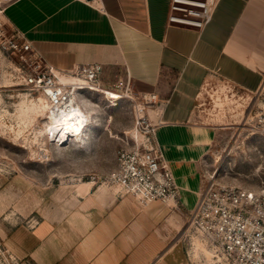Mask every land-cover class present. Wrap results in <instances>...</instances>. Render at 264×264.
<instances>
[{"label": "crops", "instance_id": "crops-1", "mask_svg": "<svg viewBox=\"0 0 264 264\" xmlns=\"http://www.w3.org/2000/svg\"><path fill=\"white\" fill-rule=\"evenodd\" d=\"M170 0H10L6 21L58 70L100 64L164 103L157 141L181 196L143 207L83 182L5 237L18 264H193L184 233L216 129L197 112L211 77L252 93L264 79V0H222L202 31L168 25ZM248 99V100H247Z\"/></svg>", "mask_w": 264, "mask_h": 264}, {"label": "rangeland", "instance_id": "rangeland-1", "mask_svg": "<svg viewBox=\"0 0 264 264\" xmlns=\"http://www.w3.org/2000/svg\"><path fill=\"white\" fill-rule=\"evenodd\" d=\"M9 2L0 0V264H18L5 237L20 225L35 224L42 215L35 212L37 207L41 211L43 204L72 199L83 182L102 185L116 168L118 153L133 148L136 136L141 138L134 124L139 92L132 83V93H126L127 76L121 70L112 80L104 78L103 87L113 90L123 79L124 86L117 89L122 99L87 95L90 103L84 109L92 123L86 140H52L45 130L57 119L44 97L17 76L20 55L12 45L20 40L3 13ZM246 98L244 91L215 77L203 91L197 112L216 129L205 176L215 173L219 185L258 190L264 187V138L254 136L245 123ZM148 113L156 120L154 109L148 108ZM188 247L193 264H224L208 260L192 244Z\"/></svg>", "mask_w": 264, "mask_h": 264}, {"label": "built area", "instance_id": "built-area-1", "mask_svg": "<svg viewBox=\"0 0 264 264\" xmlns=\"http://www.w3.org/2000/svg\"><path fill=\"white\" fill-rule=\"evenodd\" d=\"M221 1L170 0L168 25L202 32L212 22ZM17 37L20 43L12 45L20 55L17 76L24 86L44 97L53 114L69 111L78 96L105 90L102 65L58 70L19 31ZM64 78L73 81L66 83ZM120 82L115 89L106 90L117 92L125 84L123 79ZM131 84L127 74V94L132 93ZM252 95L245 123L254 136L264 138V79ZM138 101L134 124L141 138L136 136L133 148L118 153L116 168L103 178L102 184L116 187L117 196L131 197L143 207L155 201L177 203L181 189L157 141V130L164 124L161 119L164 103L157 93L139 92ZM148 108L154 109L156 120L152 121ZM184 236L188 246L199 238L214 258L224 264H264V187L255 190L222 186L217 183L215 173L209 179L205 176L197 205L189 213Z\"/></svg>", "mask_w": 264, "mask_h": 264}, {"label": "bare ground", "instance_id": "bare-ground-1", "mask_svg": "<svg viewBox=\"0 0 264 264\" xmlns=\"http://www.w3.org/2000/svg\"><path fill=\"white\" fill-rule=\"evenodd\" d=\"M63 81L69 83L73 80H67L64 78ZM99 92L104 94L106 93L107 96L114 94L121 97L119 93L110 90H101ZM89 103L90 102L87 96H78L76 98V102L74 103L73 107L69 109V111L61 114H53L51 112L53 117L57 120L47 126L45 130L46 133L53 135L52 140L54 142L61 141L63 138L73 139L77 143L84 142L87 138L88 128L92 123V117H89L84 109V106L88 105ZM194 246L196 250H201L208 260H214L212 251L204 246L199 238L194 239Z\"/></svg>", "mask_w": 264, "mask_h": 264}, {"label": "water", "instance_id": "water-1", "mask_svg": "<svg viewBox=\"0 0 264 264\" xmlns=\"http://www.w3.org/2000/svg\"><path fill=\"white\" fill-rule=\"evenodd\" d=\"M88 1H92V0H88Z\"/></svg>", "mask_w": 264, "mask_h": 264}]
</instances>
